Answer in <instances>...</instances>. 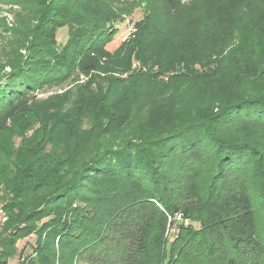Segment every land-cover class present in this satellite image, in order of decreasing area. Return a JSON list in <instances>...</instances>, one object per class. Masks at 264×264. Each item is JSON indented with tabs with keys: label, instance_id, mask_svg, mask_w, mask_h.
<instances>
[{
	"label": "trees",
	"instance_id": "16d2710c",
	"mask_svg": "<svg viewBox=\"0 0 264 264\" xmlns=\"http://www.w3.org/2000/svg\"><path fill=\"white\" fill-rule=\"evenodd\" d=\"M72 1L28 5L34 29L23 20L11 36L0 61V135L34 91L74 87L79 107L85 104L82 130L74 132L89 135L91 149L69 169L56 173L57 162L33 184L21 180L22 188L9 191L0 264L16 256L18 264H263L264 220L257 228L256 210L264 218V143L247 132H264V92L234 93L212 113L155 129L127 118L114 124L112 116L96 124L93 104L101 91L78 78L97 76L96 64H86L83 53L97 50L108 32L95 20L77 23L67 15L70 4H79ZM163 1L172 7L176 0ZM62 27L68 40L58 45ZM176 215L179 234L167 249ZM148 216L152 226L145 225ZM189 221L201 225L185 226ZM22 241L31 253L17 249Z\"/></svg>",
	"mask_w": 264,
	"mask_h": 264
},
{
	"label": "rangeland",
	"instance_id": "374dc122",
	"mask_svg": "<svg viewBox=\"0 0 264 264\" xmlns=\"http://www.w3.org/2000/svg\"><path fill=\"white\" fill-rule=\"evenodd\" d=\"M36 1L0 0V61L18 24L25 20L34 29L37 19L26 18V13ZM70 5L65 13L77 23L84 19L90 25L95 20L108 32L97 50L83 53L86 64H96L97 76L78 78L101 91L93 104L96 124L112 116L109 121L114 124L127 118L134 126L155 129L177 118L212 113L234 93L264 92V87H255L264 83V0H176L172 7L163 0H79ZM67 40L68 28H59L56 43L64 45ZM76 89L47 85L34 91L0 135L1 209L13 202L8 193L22 188L21 180L33 184L57 162L56 173L60 167L69 169L71 161L91 149L89 135L74 132L82 130L85 106L79 107ZM247 133L257 134L258 143H264V132ZM206 213L203 210L200 216ZM256 213L260 229L263 212ZM210 215L208 211L206 216ZM180 221L176 215V224L165 237L167 249L179 234ZM153 224V216L145 218V225ZM200 225L185 223L196 229ZM24 244L18 242L17 249ZM24 251L31 253L29 246ZM8 264H18V256Z\"/></svg>",
	"mask_w": 264,
	"mask_h": 264
},
{
	"label": "built area",
	"instance_id": "2783aa9c",
	"mask_svg": "<svg viewBox=\"0 0 264 264\" xmlns=\"http://www.w3.org/2000/svg\"><path fill=\"white\" fill-rule=\"evenodd\" d=\"M6 221V214L3 209L0 208V226Z\"/></svg>",
	"mask_w": 264,
	"mask_h": 264
}]
</instances>
